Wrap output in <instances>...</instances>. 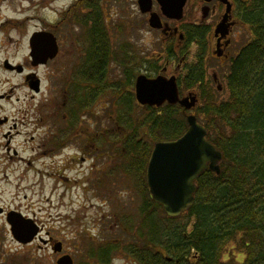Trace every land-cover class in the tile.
Returning <instances> with one entry per match:
<instances>
[{"label":"flooded vegetation","instance_id":"obj_1","mask_svg":"<svg viewBox=\"0 0 264 264\" xmlns=\"http://www.w3.org/2000/svg\"><path fill=\"white\" fill-rule=\"evenodd\" d=\"M146 1L149 3L148 12L143 11L142 0H137L139 8L133 13L137 16L130 17L129 26L126 25V16L121 19V22L118 21L120 24H116V21L112 23L121 25L124 32L126 28L133 31L147 25L146 32L163 45V51L157 54L163 58L161 65L156 63L151 66L152 72L145 70L147 73L136 74L137 78L133 87L135 96L137 97L138 76L146 75L155 78L157 75L168 77L174 75L180 89L179 96L197 97L196 104L189 109L180 103L174 105L178 104L183 107L187 116L193 113L196 115L195 111L202 103L199 94L202 93L205 86L211 88L213 85L218 93L225 89L222 80V74L225 72L217 69L216 66L213 67L208 62L215 60L219 62L220 67L225 68L227 65L229 68L235 57L233 46L236 29L239 26L248 28L241 17V10L246 0ZM55 3H59L57 7ZM105 5V0H0V68L8 73L21 75L22 85L32 91V99L43 93L46 83L48 85L40 102L39 111L36 113L38 118L34 121L37 128L33 132H38L39 129L40 132L36 135L30 134L29 137L27 135L17 146L15 141L23 133L18 124L26 122V118L30 115V108L28 106L19 107L23 109L21 118L17 114L18 110L13 115L1 113L2 101L5 102L7 97H12L15 94V86L12 85L8 90L0 92V172H7L8 162L11 159L25 161L28 170L34 171L36 168L33 165L35 164L34 160L40 158L43 165L41 168L37 167L35 172L39 174L42 172L41 177L52 181L51 193L58 195L59 200L67 196V190L72 187L73 181H77L76 176H72L68 170L79 172L80 169L86 173L82 196L102 198L101 201L104 203L107 202V198H110L109 194L106 195L100 189L96 190V188L102 187V191H104L105 178L103 176L101 179L96 178L97 182L94 178L95 167L97 169L98 163L102 162V166L105 164L102 155L107 152V149L109 150L110 137L105 133L108 130L102 128L101 131H92L90 126L85 124L84 119H78L84 117L79 111L80 108L87 107L91 102L90 99L93 95H97L98 91L87 90L85 95L78 94L74 85L77 78L72 74L79 61V55L77 56V46L73 45L74 49L70 48V45L76 43L79 38V27L86 29L84 35L90 46L108 43L109 38L106 36L105 26L108 32L112 19L104 15ZM34 6L37 7L35 9L38 10L37 18L40 22L35 21L31 31V21L35 18L31 14ZM41 12L43 14H40ZM122 13L126 12L122 11ZM239 50H235V52L238 53ZM90 51L91 49L88 51L89 58L92 56ZM35 82H38L39 91L35 90L36 88L32 85ZM183 90L187 91L183 92ZM55 95L58 99V109L54 110L52 101ZM137 101L140 103L138 99ZM165 104L170 103L166 102L163 105ZM142 105L149 106V104ZM45 106L51 108H48V111H43ZM30 107L33 108L32 105ZM66 109L68 111H65ZM28 122L30 123L29 120ZM36 141L39 144L34 146ZM101 149L104 151L96 153ZM27 152H29L28 155H26ZM100 156L102 160L95 162V159ZM128 157L133 158V155ZM79 166H81L80 169ZM60 185L63 186V191H59ZM147 189L149 190L148 186ZM49 201L52 202L51 199ZM58 203L63 204L62 201ZM15 207L10 209L0 207V215L10 223L12 238L16 239L12 231L11 220L31 223L32 228L34 226L38 230L31 242L23 243L16 239L15 241L21 247L22 245L31 246L41 240L45 244L43 248H52L53 255L57 259L62 258L65 254H70L65 251L67 247L64 240L56 238L50 229L46 230L36 212L30 213L24 208ZM101 233L102 236L93 237V241L86 245L84 250L89 249V252L95 255L96 264H108L110 238L103 237L106 234L105 231ZM101 239L104 240L100 241ZM88 241L89 239L86 242ZM56 243L61 247L57 251L55 250ZM41 248L38 247V250ZM57 259L56 263L58 264ZM73 260L76 264L75 257Z\"/></svg>","mask_w":264,"mask_h":264},{"label":"rangeland","instance_id":"obj_2","mask_svg":"<svg viewBox=\"0 0 264 264\" xmlns=\"http://www.w3.org/2000/svg\"><path fill=\"white\" fill-rule=\"evenodd\" d=\"M58 4L55 3L56 7ZM105 4L106 11L104 15L112 19L108 32L105 26L106 36L109 38L108 43L90 46L87 37L84 35L86 29L79 27V38L76 43L70 45V48L74 49L72 46H77V56L79 55V61L76 63V69L73 70L72 74L73 77L77 78V82L79 81L78 87L76 81L74 84L78 94L83 93L85 95L87 90L98 91L97 95H93L90 99L91 102L87 107L80 108L79 111L84 117L78 119H84L85 124L89 125L92 131H101L102 128L108 130L105 133L109 134L110 137L109 150L107 149L109 153L106 152L102 155L104 157L103 163L106 165L103 164L102 166V162L98 163L97 169L95 167L94 178L95 180L96 178L101 179L102 176L105 178L104 191H102V187H98L96 190L100 189L106 195L109 194L110 198H107V202L104 203L101 201L102 198H92L89 195V198L82 196L86 173L79 166V172L68 170V173L76 176L77 181H73L72 187L67 190V196L59 200L58 195L51 193L52 181L41 177L42 172L40 174L35 172L37 167L41 168V165H43L40 158L34 160L35 164L33 165L36 167L34 171L28 170L25 161L11 159L8 162L7 172H0V207L10 209L16 206L15 208H24L30 213L36 212L42 220V224L45 225V229H50L56 238L64 240L67 247V250H64L70 252V254H65L62 257L66 255L73 256L76 258V264H96L97 258L95 255L91 254L89 249L84 250V247L86 248V245L93 241V237L102 236V231L106 232L103 237L110 238L108 264H143L140 256L142 255L141 248H143V238L140 235L143 226L142 206L149 199V190L145 189L146 172L145 174L138 172L137 160L139 157L134 160L128 156L134 155L130 152L132 141L129 142V140L133 139L138 132L142 133L146 128L145 122L142 123V121L145 115L149 113V109L138 103L133 87L135 86L137 73L143 74L147 73L145 70L151 71V66L156 63L161 65L163 58L157 54L163 51V45L146 32L147 25L143 26L142 29L133 31L126 28L124 32L121 25L112 24L115 21L116 24H120L118 21L121 22V19L126 16V25L129 26L130 17L137 16L133 14L139 8L137 0H105ZM33 8L31 14L35 18L31 21V31L33 30V23L35 21L40 22L37 18L38 10L35 9L37 7L34 6ZM122 11L126 13H122ZM252 37L249 29L243 26L237 27L233 55L237 53L235 50L241 49L243 45L245 46L248 39ZM89 49H91L90 53L92 54L90 58L88 57ZM208 63L225 72L222 74V80L225 84L224 91L218 93L213 85L211 87L214 91L213 102L216 104L222 102L228 96L227 79H224V77L226 73L228 74L230 68L227 65L225 68L220 67L219 62L215 60ZM0 80V92L8 90L12 85L15 86V94L12 97H7L5 102L2 101L1 113L13 115L18 110L17 114L21 118L22 108L25 106L30 108V115L26 118V122L24 124L19 122L18 124L23 133L15 141L17 146L27 135L29 137L30 134L36 135L40 132V129L38 132H33L37 128L34 121L38 118L36 113L39 111L40 102L43 94L47 91L48 85L46 83L44 86L42 95L39 94L35 99H32V91L22 85L23 78L21 75L11 74L0 68ZM57 100L55 95L52 101L54 110L58 109ZM26 103L27 105H25ZM31 105L33 108L30 107ZM165 106L156 108L154 111H162ZM48 108L51 107L45 106L43 111H48ZM180 112L183 114L184 110L181 108ZM180 115L178 112L173 116L178 117L177 120L182 122L183 117H179ZM59 116H62V114H59ZM199 121L201 122V120ZM139 125V129H137ZM140 138L141 136L137 139ZM143 139L149 141L148 136H144ZM38 144L36 141L33 145L37 146ZM103 151L101 149L96 153ZM28 154L29 152L26 153V155ZM102 157L96 158L95 162L101 161ZM59 191H63V186L60 185ZM50 199L52 202L49 201ZM58 200L62 201L63 204L58 203ZM158 214L156 210V216ZM5 220L0 215V264H57V257L53 255L52 248H43L45 244L41 240L36 241L31 246L22 245L21 247L15 241L17 238L15 240L12 238L10 223ZM186 221L187 218L183 217L170 222V224L172 227L178 226V228H181ZM36 229L33 226L32 236L37 234L38 230ZM87 239H89L88 242H86ZM102 240L104 239L100 241ZM232 244L234 242L228 244L224 259L226 260L227 257L241 259V254L236 249H230L233 248ZM38 247L42 248L38 250ZM56 247H59L58 243L55 245L57 251ZM232 252L235 253L234 256H232Z\"/></svg>","mask_w":264,"mask_h":264},{"label":"trees","instance_id":"obj_3","mask_svg":"<svg viewBox=\"0 0 264 264\" xmlns=\"http://www.w3.org/2000/svg\"><path fill=\"white\" fill-rule=\"evenodd\" d=\"M241 17L253 37L230 63L228 96L215 104L213 89L205 86L195 115L224 153L222 172L208 168L198 178L195 203L179 216L165 213L146 191L149 199L142 206L140 232L143 264H264V0H246ZM165 105L159 112L154 110L162 106L143 105L149 109L142 121L146 128L129 140L132 159L139 157L138 172L145 174L157 141L179 137L188 128L187 115L180 112L184 108ZM178 112L182 122L173 116ZM183 217L187 221L181 228L171 226ZM232 242L230 249L241 254L239 260L224 259ZM196 252L200 256L192 261Z\"/></svg>","mask_w":264,"mask_h":264},{"label":"water","instance_id":"obj_4","mask_svg":"<svg viewBox=\"0 0 264 264\" xmlns=\"http://www.w3.org/2000/svg\"><path fill=\"white\" fill-rule=\"evenodd\" d=\"M141 3L143 11L148 12L149 3L146 0ZM32 85L39 91L38 82ZM136 87V98L142 104L161 106L166 102L173 105L180 103L189 109L194 107L197 101L196 96H179L180 89L174 75H157L155 78L141 75L138 76ZM190 98L192 99L189 102ZM187 117V130L174 139L157 141L147 160L148 192L156 203L163 205L165 213L171 217L181 215L194 205L199 188L198 178L208 168L217 174L222 172L223 151L207 137V126L200 122L197 116L190 114ZM11 222L17 240L26 243L33 239L31 223L21 220ZM191 231L192 226L188 228V233H192ZM199 256L198 252L194 253L192 261ZM58 264H74V260L66 255L58 259Z\"/></svg>","mask_w":264,"mask_h":264}]
</instances>
